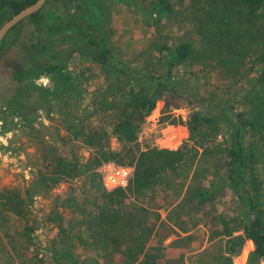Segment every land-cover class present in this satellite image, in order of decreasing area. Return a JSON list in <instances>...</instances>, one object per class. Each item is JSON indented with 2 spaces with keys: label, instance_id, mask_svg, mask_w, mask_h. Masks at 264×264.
<instances>
[{
  "label": "trees",
  "instance_id": "16d2710c",
  "mask_svg": "<svg viewBox=\"0 0 264 264\" xmlns=\"http://www.w3.org/2000/svg\"><path fill=\"white\" fill-rule=\"evenodd\" d=\"M34 1L0 0V26ZM47 1L37 12L15 25L27 20L30 26L39 29L40 46H30V58L23 57L21 64L25 70L21 68L22 77L17 79L12 97L7 98V107L14 118L20 117L19 121L28 134L38 136L40 129L35 127L34 118L25 111L24 92L39 91L50 107L57 99L67 103L73 97L80 98L82 87L87 84V79H91L87 73L90 68L83 63L75 65L74 72L69 70L67 56L55 45L57 40L68 42L80 55L99 66L105 87L95 89L91 105L85 108L86 117H96L99 124L84 123L78 110L75 113L61 110L60 122H64L68 133L65 136L59 130L56 133L63 143L73 139L83 141L93 149V161L85 164L77 154L66 159L49 146L50 153L43 157L48 163L31 176L22 191L13 188L0 190V218L5 223L9 222L8 216L1 217L7 211L28 222L30 205L36 195L49 194L62 180L80 173L82 167L93 169L103 161L134 166L131 186L136 192L155 184L161 171L175 168L185 158L184 152H188L181 143L145 149L139 145L138 133L146 116L162 99L166 111L171 105L179 107L186 103L189 106L186 119L180 117L177 123L184 130L185 145H190L189 150L195 152L191 160L199 155L190 183L172 207L180 213L204 208L212 201L214 188L226 192L236 202L232 214L214 213L206 221L204 227L213 247L206 248L193 264H233V257L240 253L248 240L253 243V249L248 254L247 263L263 261L264 0H188L197 43L181 40L169 44L161 39L159 32L157 37L161 38L153 44L158 51L155 59L147 57L136 64L124 62L109 44L101 0H86L88 7L84 5L68 20ZM121 1L130 3L147 18V23L152 21L157 29L175 15L173 0H147V5H140L136 0ZM89 12L93 16L88 15ZM9 31L0 42V51L6 47ZM196 71L203 72L206 82L212 78V73L217 74L226 81L225 91H230L242 81L246 85L240 89L234 87L233 98L231 96L215 105L211 97L218 96V91L198 96L191 92V84L185 82L187 72L200 76ZM253 72L255 74L251 75ZM42 74L50 78L49 85L35 84V79ZM215 88L220 90L219 82ZM75 103L79 105L77 101ZM215 106L220 110L214 112ZM220 135L223 140L219 143L223 146L218 153L225 155L226 174L215 180L213 169L206 164L205 158L212 156V151H215L212 146ZM112 136L118 138L121 147H111L109 138ZM204 178L207 180L203 181ZM100 191L109 205L115 203L116 197L121 205L123 188ZM54 208L49 210L45 220L62 229L63 212ZM147 213L144 208L132 212L123 210L121 206L108 211L102 209L94 219L98 224L93 228L102 234L106 257H118L125 264H165L161 247L150 246L147 234L142 230L149 220ZM175 225V230L187 231ZM37 229V226L26 223L24 243L34 242ZM175 230L169 229L171 232ZM236 230H241V233L233 235ZM50 252L54 264H66L71 258L69 250L59 252L53 248Z\"/></svg>",
  "mask_w": 264,
  "mask_h": 264
},
{
  "label": "rangeland",
  "instance_id": "374dc122",
  "mask_svg": "<svg viewBox=\"0 0 264 264\" xmlns=\"http://www.w3.org/2000/svg\"><path fill=\"white\" fill-rule=\"evenodd\" d=\"M136 1L140 5H147V0ZM47 2L65 20L78 14L84 5L88 7L86 0H48ZM173 2L175 15L157 29V26H153L152 21L147 23V18L130 3H124L121 0H101L104 7L105 35L109 44L124 62L136 64L147 57L154 60L158 51L153 44L161 38L157 37L159 32L162 36L161 39L166 40L169 44H176L181 40L197 43L198 36L191 20L192 12L189 1L173 0ZM88 9L90 10V7ZM91 14L89 12L88 15ZM38 34L39 29L33 28L27 20H24L9 31L6 47L0 51V134H8L5 143L0 148V190L13 188L22 191L31 176L39 168H45L48 161H45L43 157L50 153L49 146H53L56 153L66 159L73 158L72 155L77 154L85 164L93 161L91 157L93 149L83 141L73 139L68 143H63L56 133L58 130L64 136L68 133L63 126L64 122H60L61 116H63L60 113L61 110L73 113L78 110V115L81 114V121L91 122L93 125L99 124L100 121L96 117H86L85 108L91 105L95 89L98 86L105 87L103 73L99 66L80 55L68 42L57 40L55 45L67 56L69 70L74 72L75 65L83 63L90 68L87 73L91 79H87V84L82 87L80 98L73 97L67 103L57 99L50 107L43 101L39 91L24 92L22 99L26 107L25 111L29 117L34 118L32 122H35V127L40 129L38 136L28 134L19 121L20 117L14 118L9 112L7 98L12 97L18 84L17 79L22 77L20 73L25 70L21 64L24 61L23 57L30 58L31 55L28 52L30 46H40ZM196 74L200 76L197 77L188 72L185 75V82L192 86L191 92H196L200 96L218 91V96L211 97L215 105L217 102L231 97L234 87L240 89L245 84L244 81L239 82L230 91H225L226 81L219 78L217 74L212 73L213 76L208 82H206L203 72L196 71ZM254 74L255 72L251 73V75ZM218 82L220 90L215 88ZM50 83V78L44 74L35 79L37 86H47ZM168 109L164 110V100L157 101L155 108L146 116L138 133V142L142 149L162 145L173 146L175 143L176 145L181 143L184 146L183 149H188V152H184L185 158L179 161L174 166L175 168L161 171L155 184L141 192H136L131 186L134 176V166L132 165H119L114 161H103L94 165L93 169L87 170L82 167L80 173L72 178L62 180L51 189L49 194H38L34 197L30 205L31 215L28 222L15 214L3 212L1 217L8 216L9 222L5 223L4 219L0 218V224H4L0 227V247L3 248V251L0 250V264H54L50 252L53 248L59 252L68 250L71 252V258L66 264H125L118 257L116 259L106 257V250L101 241L102 234L93 228L94 224H98L94 219L102 209L108 211L110 208L118 206L128 212L140 208H144L148 212L149 220L142 230L147 234L150 246L159 245L161 247L165 264H193L206 248L213 247L209 239V232L204 227L206 221L214 213L232 214L235 211L236 202L226 192L214 188L212 201L204 208L195 209L191 213L184 211L180 213L179 210L172 207L182 197L185 187L190 183L199 155L191 160L195 152L189 150L190 145H185L187 143L184 130L177 123L180 117L186 119L190 110L189 106L183 103L179 107L171 105ZM219 110L220 107H216L214 112ZM5 124L8 128L4 126ZM109 139L112 148L121 147V142L117 137L112 136ZM217 140L218 142L212 146L215 150L212 151V156L205 158L206 164L213 169V179L215 180L226 174L225 155L218 153L219 148L223 146L219 143L222 142L223 137L220 135ZM119 168H122L123 171L117 174ZM117 180H123V185L120 183L117 185ZM115 188L124 189L121 205L117 203L118 197L114 199L115 203L109 205L110 203L100 191V189L110 191ZM54 205H56V209H61L63 212L62 229L48 224L45 220L47 213L54 208ZM109 206L111 207L108 208ZM26 223L38 228L34 242L30 244L24 243ZM175 224L192 231V234L183 236L184 231L177 228L175 230L173 227V225L176 226ZM169 229L175 231L171 232ZM239 233L241 230H236L233 235ZM167 235L174 236V241L163 246L161 240L157 239ZM11 245L15 248L13 249ZM252 249L253 243L251 244L249 240L246 241L240 253L233 257V264H248V254ZM259 264H264V260Z\"/></svg>",
  "mask_w": 264,
  "mask_h": 264
},
{
  "label": "water",
  "instance_id": "95a60500",
  "mask_svg": "<svg viewBox=\"0 0 264 264\" xmlns=\"http://www.w3.org/2000/svg\"><path fill=\"white\" fill-rule=\"evenodd\" d=\"M46 0H35L33 3L25 6L17 13L13 14L10 18H8L3 24L0 26V42L4 35L17 23L23 20L25 17L30 16L31 14L37 12ZM251 242V240H250Z\"/></svg>",
  "mask_w": 264,
  "mask_h": 264
},
{
  "label": "crops",
  "instance_id": "0c3cea01",
  "mask_svg": "<svg viewBox=\"0 0 264 264\" xmlns=\"http://www.w3.org/2000/svg\"><path fill=\"white\" fill-rule=\"evenodd\" d=\"M158 226V225H157ZM192 234V231H185L182 235L184 236V235H189V234ZM172 235H167L166 237H161V238H158L159 240L158 241H160L161 240V243H162V245L163 246H167L168 244H170L171 242H173L174 241V236H172ZM171 237V238H170ZM187 237H192V236H187ZM163 238V239H162ZM167 240H168V243H166L167 242ZM167 244V245H166ZM193 244V243H192ZM169 252V251H168ZM170 253V252H169ZM166 254L168 255V253L166 252Z\"/></svg>",
  "mask_w": 264,
  "mask_h": 264
},
{
  "label": "built area",
  "instance_id": "2783aa9c",
  "mask_svg": "<svg viewBox=\"0 0 264 264\" xmlns=\"http://www.w3.org/2000/svg\"><path fill=\"white\" fill-rule=\"evenodd\" d=\"M8 135V134H7ZM7 135H2V134H0V148H1V145L3 144V143H5V140H6V138H7ZM122 171H123V169L122 168H119V170H117V174H120V173H122ZM117 185H118V183H120V185H123V180H117Z\"/></svg>",
  "mask_w": 264,
  "mask_h": 264
}]
</instances>
